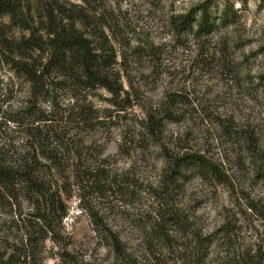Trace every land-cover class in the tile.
Returning a JSON list of instances; mask_svg holds the SVG:
<instances>
[{"label":"rangeland","instance_id":"rangeland-1","mask_svg":"<svg viewBox=\"0 0 264 264\" xmlns=\"http://www.w3.org/2000/svg\"><path fill=\"white\" fill-rule=\"evenodd\" d=\"M205 1L23 0L36 25L51 16L96 45L108 38L128 92L125 109L96 133L103 176L73 184L58 241L29 234L38 242L30 264H240L256 250L264 259V0H212L214 16L233 8L232 23L207 36L178 31V17ZM0 24L13 38L28 34L7 15ZM4 67L0 103L16 108L27 85ZM109 97L100 91L94 102L104 108ZM169 110L159 147L141 122ZM165 151L202 153L222 176L185 172L167 186ZM10 203L0 199V255L34 231L32 206ZM169 209L186 224L161 219Z\"/></svg>","mask_w":264,"mask_h":264},{"label":"trees","instance_id":"trees-1","mask_svg":"<svg viewBox=\"0 0 264 264\" xmlns=\"http://www.w3.org/2000/svg\"><path fill=\"white\" fill-rule=\"evenodd\" d=\"M211 1L180 15L175 22L178 31L207 36L234 21L233 8L226 4L219 16H214ZM2 14L28 34L13 38L0 24V81H4L1 71L6 66L12 76L27 85V97L20 106L0 103V194L4 195L0 199L4 197L18 207L23 202L32 206L34 219L30 226L34 231L25 232L21 248L12 245L10 253L0 255V264H30L31 249L38 242L29 234L43 232L58 241L60 225L69 214L67 200L76 191L73 184L80 190L83 181L93 184L98 175L103 176L102 168L97 166L103 163L99 160L102 154L92 148L96 133L109 127L115 112L125 109L121 103L127 100L128 92L108 38L105 44L96 45L74 22L54 25L51 16L49 23L36 25L23 0H0ZM100 91L110 95L104 108L94 102ZM173 114L171 110L161 116L148 113L141 122L146 139L160 147L163 121ZM165 153L167 186H175L185 172L217 179L222 176L219 166L202 153ZM105 176L103 183L108 179V174ZM71 179L76 182L71 183ZM169 192H164L166 198ZM161 217L186 224L173 209ZM198 242L206 245L207 256V243L202 238ZM224 262L222 258L220 263L227 264ZM240 264H264V259L257 250L246 251Z\"/></svg>","mask_w":264,"mask_h":264}]
</instances>
